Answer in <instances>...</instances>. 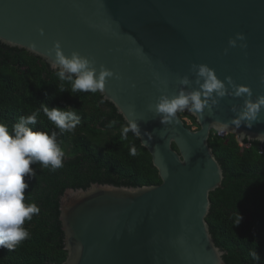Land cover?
Segmentation results:
<instances>
[{"label":"water","instance_id":"95a60500","mask_svg":"<svg viewBox=\"0 0 264 264\" xmlns=\"http://www.w3.org/2000/svg\"><path fill=\"white\" fill-rule=\"evenodd\" d=\"M236 33L244 34L246 48L229 47ZM56 41L65 55L77 51L94 59L97 71L104 65L119 75L99 94L126 123L137 121L136 136L162 180L137 188L67 189L60 200L68 254L63 264H226L207 222L211 194L225 178L209 141L212 123L234 118L232 106L239 110L243 98H222L202 119L182 112L195 118L198 130L180 113L175 123L162 124L149 105L162 94H177L179 77L195 79L193 63L249 86L253 99L264 95V0H0V44L25 50L52 69L49 50ZM260 115L252 128L231 126L222 134L259 142L264 110Z\"/></svg>","mask_w":264,"mask_h":264},{"label":"trees","instance_id":"16d2710c","mask_svg":"<svg viewBox=\"0 0 264 264\" xmlns=\"http://www.w3.org/2000/svg\"><path fill=\"white\" fill-rule=\"evenodd\" d=\"M55 71L25 50L0 44V122L9 126L19 118L39 111L34 131L57 133L65 156L56 170L36 162L35 175L25 176L28 188L25 203L40 208L25 221L29 238L13 250L0 248V264H63L67 259L60 222V200L67 189H88L92 184L117 187H144L162 184L152 156L127 126L116 108L98 93L65 91ZM70 91V85H63ZM49 107L70 105L77 110L80 124L72 133H61L43 113ZM199 129L195 118L180 113ZM116 123L109 127L110 122ZM210 147L224 171L223 187L211 194L212 208L207 218L215 242L225 252L226 264H264V144L243 142L234 134L221 137L212 132ZM136 148V155L130 149ZM174 149L177 147L174 145ZM263 151V154L261 152ZM237 213L242 217L236 226ZM253 253L259 259L253 257Z\"/></svg>","mask_w":264,"mask_h":264},{"label":"clouds","instance_id":"9594fccd","mask_svg":"<svg viewBox=\"0 0 264 264\" xmlns=\"http://www.w3.org/2000/svg\"><path fill=\"white\" fill-rule=\"evenodd\" d=\"M40 31L43 32L42 29ZM245 41L243 33H236L234 38L229 37L228 45L230 48L239 46L244 49L247 47ZM49 51L55 54L51 67L61 82L57 88L58 93L68 91L71 95L77 92L103 94L109 78L120 79L117 73L104 65H100L97 71L95 60L77 51L65 55L59 41H56L53 49ZM136 51L138 56L146 59L142 49L138 48ZM224 51L226 54L228 48ZM190 73L195 79H191L187 74L178 78L180 88L177 94L172 96L162 94L154 105H149V110L160 117L162 124L175 123L177 113L185 111L202 119L205 109L211 115L213 108L226 96L243 98V104L239 110L235 105L232 106V111L236 115L230 121L215 120L212 123L211 127L217 134L225 133L232 128L231 126L239 129L242 124L252 128L254 123L262 121L260 114L264 110V95H258L253 99V92L249 86L235 83L230 76L224 80L219 79L215 70L207 64L193 63L190 66ZM64 82L70 85V91L63 86ZM161 83L166 85L164 81ZM261 83H264V76L261 77ZM41 107L43 113L61 133H72L80 124L81 118L77 110L70 105L61 108L42 104ZM133 114L129 113L130 116ZM38 115L39 111H33L26 117H20L19 121L12 125L11 134L9 126L0 122V248L13 250L28 239L30 233L24 227L25 221H31L33 215L40 212L36 203H25V190L29 186L24 177L31 178L35 175L30 165L39 162L43 167H50L53 171L63 167L65 153L57 140V133L34 131L30 127L36 124ZM115 123L110 122L109 127ZM128 132L140 135V128L135 119H129L127 126L123 127L124 138H127ZM241 135L248 136L244 133ZM255 138L264 143V133ZM130 153L136 155V148L132 147ZM237 217L236 226L242 220L239 213ZM253 257L259 259L256 253H253Z\"/></svg>","mask_w":264,"mask_h":264},{"label":"rangeland","instance_id":"374dc122","mask_svg":"<svg viewBox=\"0 0 264 264\" xmlns=\"http://www.w3.org/2000/svg\"><path fill=\"white\" fill-rule=\"evenodd\" d=\"M183 120L185 121V123L188 125V126H191L192 125V122L188 119V118H183ZM192 130H197V128H195L194 126L192 127Z\"/></svg>","mask_w":264,"mask_h":264},{"label":"built area","instance_id":"2783aa9c","mask_svg":"<svg viewBox=\"0 0 264 264\" xmlns=\"http://www.w3.org/2000/svg\"><path fill=\"white\" fill-rule=\"evenodd\" d=\"M220 136H221V137H225V136H227V135L222 134V135H220ZM240 146H241V147H244L243 143H240ZM261 154H263V151L261 152Z\"/></svg>","mask_w":264,"mask_h":264}]
</instances>
